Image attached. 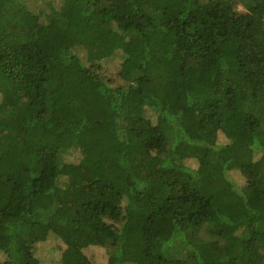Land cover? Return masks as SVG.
<instances>
[{
	"label": "trees",
	"instance_id": "1",
	"mask_svg": "<svg viewBox=\"0 0 264 264\" xmlns=\"http://www.w3.org/2000/svg\"><path fill=\"white\" fill-rule=\"evenodd\" d=\"M0 93V264H264V0H0Z\"/></svg>",
	"mask_w": 264,
	"mask_h": 264
},
{
	"label": "rangeland",
	"instance_id": "2",
	"mask_svg": "<svg viewBox=\"0 0 264 264\" xmlns=\"http://www.w3.org/2000/svg\"><path fill=\"white\" fill-rule=\"evenodd\" d=\"M238 9L241 10V7L238 6ZM1 94V93H0ZM2 95V94H1ZM0 100L5 97L7 99L8 103L14 108V114L19 119L18 121H22L27 117L28 112V105L27 102H25L24 99H17V98H9L6 96H1ZM127 123L132 124L133 126H136L138 128V131H140L141 141L136 147V151L139 154L138 161L133 164L132 166V174L134 176H140L146 171L154 170L158 168L159 161L154 160L150 158L149 154H147V151L145 149V143L143 141V137L145 136V133L137 123V121L134 120H127ZM138 125V126H137ZM22 130L21 128H16ZM224 138L222 136H219V142H223ZM191 167H196V164L194 162H187ZM228 175L231 180H233L235 183L242 185L245 184V181L250 180L254 177H256V174L253 172H247L246 174L242 175L237 170V162L232 161L229 163L228 167ZM105 235L103 233L101 234H90L89 239L85 243V249L84 254L91 258L92 260H95L98 264H105L106 262V256L104 255V247L103 243L105 241ZM51 246H46L45 248H39L37 251L38 256L44 260V264H53V262L57 261L59 258V251L57 250V244L54 246V250H50ZM52 253V255H50Z\"/></svg>",
	"mask_w": 264,
	"mask_h": 264
}]
</instances>
